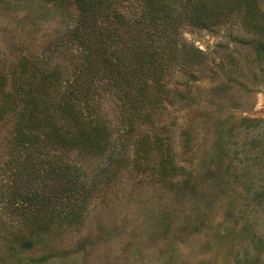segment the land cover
I'll list each match as a JSON object with an SVG mask.
<instances>
[{
  "label": "trees",
  "instance_id": "16d2710c",
  "mask_svg": "<svg viewBox=\"0 0 264 264\" xmlns=\"http://www.w3.org/2000/svg\"><path fill=\"white\" fill-rule=\"evenodd\" d=\"M10 1L71 14L40 53L24 47L16 65L0 73V127L9 125L7 162L15 169L7 194L29 229L25 249L59 218L77 220L99 188L124 171L180 192L187 180L176 160V122L162 117L167 104L183 98L172 75L200 78L207 61L183 38L184 26L215 31L237 21L264 61L260 0ZM105 98L115 104L114 120ZM178 137L189 147L186 130ZM87 158L100 162L91 175L79 163Z\"/></svg>",
  "mask_w": 264,
  "mask_h": 264
},
{
  "label": "rangeland",
  "instance_id": "374dc122",
  "mask_svg": "<svg viewBox=\"0 0 264 264\" xmlns=\"http://www.w3.org/2000/svg\"><path fill=\"white\" fill-rule=\"evenodd\" d=\"M10 1V0H9ZM0 0V73L24 47L40 53L52 33L70 24L68 10ZM264 13V0L259 1ZM183 38L207 61L200 78L176 71L183 98L167 104L175 121L179 193L150 176L124 171L100 187L75 221L59 218L29 238L8 197L14 164L7 162L9 125L0 127V264H264V61L253 35L231 21L215 31L186 25ZM106 115L116 117L111 98ZM187 131L182 147L178 131ZM79 163L91 175L100 162Z\"/></svg>",
  "mask_w": 264,
  "mask_h": 264
}]
</instances>
